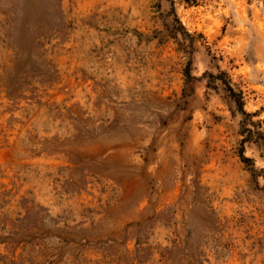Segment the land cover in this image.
<instances>
[{
    "label": "rangeland",
    "instance_id": "rangeland-1",
    "mask_svg": "<svg viewBox=\"0 0 264 264\" xmlns=\"http://www.w3.org/2000/svg\"><path fill=\"white\" fill-rule=\"evenodd\" d=\"M0 264H264V0H0Z\"/></svg>",
    "mask_w": 264,
    "mask_h": 264
}]
</instances>
